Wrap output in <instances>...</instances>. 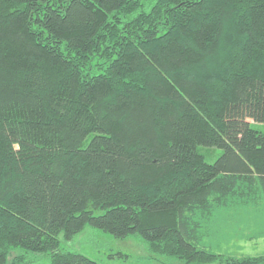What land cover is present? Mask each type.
<instances>
[{"label":"trees","instance_id":"trees-1","mask_svg":"<svg viewBox=\"0 0 264 264\" xmlns=\"http://www.w3.org/2000/svg\"><path fill=\"white\" fill-rule=\"evenodd\" d=\"M263 125L264 0H0V264H97L59 249L86 225L264 264L205 242L264 199Z\"/></svg>","mask_w":264,"mask_h":264},{"label":"rangeland","instance_id":"rangeland-1","mask_svg":"<svg viewBox=\"0 0 264 264\" xmlns=\"http://www.w3.org/2000/svg\"><path fill=\"white\" fill-rule=\"evenodd\" d=\"M217 28L213 15L207 20L203 39L212 43ZM264 128V125L262 126ZM212 160V159H211ZM207 245L228 256L264 255V199L258 204L218 209L207 227ZM210 229V230H209ZM60 250L83 254L97 264H175L173 256L149 252L142 235L115 237L103 229L86 225L71 239L60 237ZM31 264H51V257L35 256Z\"/></svg>","mask_w":264,"mask_h":264}]
</instances>
